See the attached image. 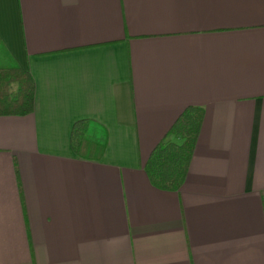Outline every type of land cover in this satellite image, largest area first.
I'll use <instances>...</instances> for the list:
<instances>
[{"label":"crops","instance_id":"obj_1","mask_svg":"<svg viewBox=\"0 0 264 264\" xmlns=\"http://www.w3.org/2000/svg\"><path fill=\"white\" fill-rule=\"evenodd\" d=\"M0 43L35 85L0 117V264H264V0H0ZM188 107L162 191L144 168Z\"/></svg>","mask_w":264,"mask_h":264},{"label":"trees","instance_id":"obj_2","mask_svg":"<svg viewBox=\"0 0 264 264\" xmlns=\"http://www.w3.org/2000/svg\"><path fill=\"white\" fill-rule=\"evenodd\" d=\"M3 58L0 43V117L29 115L34 107V81L14 62L3 64ZM202 121V109L186 108L163 142L151 152L144 171L153 187L167 192L180 190L188 173ZM86 143L87 122H77L71 132V148L81 155L84 146H88Z\"/></svg>","mask_w":264,"mask_h":264}]
</instances>
